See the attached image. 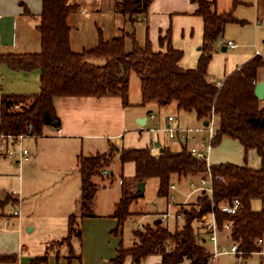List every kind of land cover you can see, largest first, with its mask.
<instances>
[{"label":"trees","instance_id":"16d2710c","mask_svg":"<svg viewBox=\"0 0 264 264\" xmlns=\"http://www.w3.org/2000/svg\"><path fill=\"white\" fill-rule=\"evenodd\" d=\"M41 1L42 11L38 17L33 18L25 12L35 20V28L41 35V51L0 54V65L12 70L29 72L39 69V90L32 94L0 96V134L16 136L30 133L40 137L44 127L58 126L59 117L54 106L57 97L119 96L123 104L128 105L129 74L134 71L140 80L142 103L175 101L179 110L193 112L198 120L203 121L214 114L219 127L214 145L221 137L227 136L236 140L245 152L254 150L261 160L259 168L229 161L212 163L213 176L220 175L221 179L213 180L211 194L200 192L189 209L180 210L183 225L170 230L157 218L152 225L134 229V244L124 248L120 243L112 264H122L126 256L138 264L153 253L161 255L158 264H181L184 259H188L189 264H208L211 252L202 243V235L195 223L201 222L202 215L211 209L219 227L225 219L232 220L228 241L238 242L237 247L245 251L244 255L259 251L255 241L264 235V209L253 210L251 201L262 200L264 196V108L259 107L254 93L256 71L264 66V59L253 57L220 85L208 73L215 41L227 22L236 21L231 12H216L212 8L213 1L191 0L197 4L194 13L203 19V42L196 67L183 68L179 64L182 51L171 45L169 31L159 38L161 45L167 40L165 51L153 50L147 33L142 42L136 36L138 18L147 14L151 0H116L115 10L125 18L130 31L126 26L119 27L110 40H103L99 31L98 43L79 52L71 49V28L67 23L68 16L77 8L76 4L67 0ZM127 41L130 43L128 47ZM17 104H21L18 110L13 109ZM116 155L120 163L134 162L135 183L157 178V194L160 196L169 195V186L174 180L205 173L204 162L192 157L186 146L179 150L160 146L159 152L152 154L145 147L118 149L111 145L103 153L80 155L78 172L82 216L92 215L88 203L95 189L93 176H101ZM134 192L127 191L122 181V194L110 214L117 219L119 226L132 214L129 205L140 196H134ZM234 198L241 202L239 209L234 214L223 212L221 203H231ZM8 199H0V209ZM73 236L81 237V231L76 216L70 214L67 235L49 242L43 254L25 264L46 263L48 249L65 243L70 246ZM167 242L172 244V248L164 252ZM0 263H17L16 256L0 255Z\"/></svg>","mask_w":264,"mask_h":264},{"label":"crops","instance_id":"0c3cea01","mask_svg":"<svg viewBox=\"0 0 264 264\" xmlns=\"http://www.w3.org/2000/svg\"><path fill=\"white\" fill-rule=\"evenodd\" d=\"M209 1H213L212 8L216 12L230 11L236 19V21L226 23L222 34L215 41L212 58L208 65L209 76L220 85L227 76L253 57L259 56L264 59V27L262 25L264 22V0ZM196 8L197 4L191 0H151L147 14L138 18L136 36L137 38L139 36L140 42H142L145 33H147L153 50L165 51L167 40L161 45L159 38L165 36L169 31L171 45L182 51V57L179 60L180 66L195 68L203 42V19L194 13ZM41 11V0H0V54H29L41 51V35L35 28L33 19L38 17ZM25 12H28L33 18L27 16ZM114 12L115 15L120 16V24L116 27L117 31V28L126 26L127 22L123 16L116 12L115 7ZM228 40H231L234 46L228 45ZM95 61L100 62L101 60ZM32 72L33 74H31ZM131 72L129 74L128 105H124L119 96H63L55 98L54 106L59 117V125L54 128H59L60 131L56 133L52 126L44 127L39 143L35 136L23 138V147H25L23 141L26 138L35 139L34 151L27 148L31 152L28 159L19 160L17 155L6 153V147H17V144L11 139H0V143L4 146V149L0 150V199L9 198L0 209V213H2L0 218V255H14L17 260V263L0 264H25L35 256L43 254L49 242L60 240L67 235L70 214L76 216L81 237L73 236L70 246L66 243L61 245H66L68 254H59L61 246L48 249L47 262L44 264H75V262L84 264L86 261L85 245L88 244L93 248L96 244L102 246V250L96 253L98 256L96 264H112L111 260L117 255V248L122 241H118L117 235L112 237L111 233L117 234L118 231L122 233L121 227L126 220L122 226H119L117 219L111 217L110 214L122 194V181L127 191L136 189L137 183L133 180L135 165L133 161L120 163L116 158L117 160L113 159L112 164L103 171L101 176H93L92 179L95 183L93 197L97 194L100 186H105L102 181L103 177L109 174L113 175L114 171H117L120 178V194L112 205L113 209L107 213L94 211V206L98 204V200L95 199L88 203L89 212L92 215L82 216L78 172L79 156L106 152L111 145L118 149L147 148L153 134L150 128L164 127L169 115L173 117L172 123L175 126H183L173 114L164 112V108L169 103L160 104L156 101L142 103L140 80L132 88L130 84ZM39 75V69L29 72L15 71L5 65H0V96L3 94L36 93L35 90L37 88L39 90ZM5 76L12 77L14 81L6 83ZM15 81H18V89L12 87V83ZM31 81H34L35 85ZM256 81L264 82V66L257 69ZM258 100L259 107L264 108V97ZM177 110L179 111V109ZM151 114H154V118L150 117ZM196 120L198 125L194 127L204 124L203 120L197 118ZM158 137L159 146L170 147V143H175L177 148L173 150L182 148L180 143L169 140L165 133L160 132ZM223 139L227 141L225 143L227 148L223 147L218 151L227 152V155L223 154L222 156L225 157H218L220 153H211L212 163L229 161L251 168L261 166L260 157L254 150L245 152L236 140L227 136L220 138L214 145L215 149L220 147ZM42 154L46 160L54 161L61 168L58 171L63 176L59 175V180L56 181V186L59 183L57 189L52 187L55 180H49L46 177H32L24 181V176L21 173L22 166L23 168L27 166L31 170L38 163L37 158H39V162L43 161ZM230 154L235 158L237 156L240 161L229 159L228 155ZM73 170H76L75 175L70 174V171ZM147 180L144 181L145 185ZM43 188H48V193L59 194L60 199L38 204L36 196ZM10 189L18 190L19 193L12 195ZM29 194H31V200H29ZM254 200L258 199L251 201V207ZM258 201L257 209H264V196L262 200ZM9 203L16 205L12 214L11 211L3 210ZM14 210H18V215L13 214ZM163 210H158L157 213L160 214ZM130 211L132 214L127 218H139L136 219V222L147 217L144 212L143 214L139 212L140 215L131 209ZM156 216L159 218L158 215ZM24 226H27V232L24 230ZM226 233L225 231L220 235L222 243L227 240ZM41 235L43 240H47L44 251H40L39 247L32 243V240L38 236L41 237ZM74 240L82 243L81 254L75 253ZM135 240L132 233V244L130 246L122 244V246L124 248L131 247ZM251 254L243 255L242 258L249 257ZM69 256L71 257L68 258ZM261 258L264 260L263 256ZM160 260L161 255L153 253L141 259L138 264H158ZM184 262L189 264L188 259H184L182 263ZM122 264L135 263L132 262L130 256H126ZM218 264H221V261Z\"/></svg>","mask_w":264,"mask_h":264},{"label":"rangeland","instance_id":"374dc122","mask_svg":"<svg viewBox=\"0 0 264 264\" xmlns=\"http://www.w3.org/2000/svg\"><path fill=\"white\" fill-rule=\"evenodd\" d=\"M69 3L76 4L77 8L74 10L68 17V25L71 28L70 32V45L71 49L73 51L79 52L83 49H87L90 47L95 46L99 41V31L101 33V37L103 40H110L114 35H116V27L120 24L119 18L120 16L115 15L114 12V4L116 0H67ZM126 29L130 31L129 25H126ZM138 40L140 41V37L138 36ZM130 43L127 41V47ZM132 75H130V84L132 85V88L135 87V84L138 83V77L134 72H131ZM33 74V72L31 73ZM14 81L12 77L5 76V82L11 83ZM17 82L15 81L12 83V87L17 88ZM32 84L34 81H31ZM30 82V83H31ZM35 85V83H34ZM131 87V86H130ZM18 89V88H17ZM36 89V88H35ZM38 91L35 90V92ZM154 101V100H152ZM156 101V100H155ZM157 103V101H156ZM21 104L14 105L12 108L15 110H18L19 106ZM177 106L175 101H170L169 105L164 108V112L171 113L175 117L178 118L180 124H182V127H194L198 125V122L196 120V116L193 112H184L182 110H177ZM201 127V126H200ZM202 136H207L206 133H203ZM41 140L40 137L36 138L37 143H39ZM227 141L224 139L220 143V147L216 148L213 145V148L211 149L210 153H220L218 157H225L222 156L223 154L227 155V152L224 151H218L221 148H225V143ZM23 145L28 148L30 151H34L35 149V139L34 138H26L23 141ZM170 147L172 149L177 148V144L170 143ZM227 148V147H226ZM229 159H233L236 161H240L239 158H236L233 155H228ZM118 156H115V160H117ZM33 160V159H32ZM36 160V159H35ZM38 163L34 165L31 170L29 167L25 166L21 169V173L24 176V181L29 180L32 177H46L49 180H55L53 182L52 187H59V183L56 186V181L59 180L60 172L58 170H61V168L52 160H46L43 157L42 154V162H39V158H37ZM36 162V161H35ZM65 168V167H64ZM76 170L70 171L71 175H75ZM62 175V174H61ZM60 175V176H61ZM205 174H196V175H189L187 177H181L179 180H174V183L176 185V190L174 191V200H169L168 196L161 197L157 194L158 189V179L157 178H149L146 182L145 189L142 195H140L135 201L130 204V209L138 214H147V217H144L140 219L139 222H136V217L127 218L124 222V225L121 227L122 233L117 232L111 233V236H118V241H122V244L125 246H130L132 244V229L138 228L142 229L146 224H151L152 222L157 219L156 215H160L161 213H164L166 210H168V218L165 221H162V224L169 228L170 230H174L175 228H180L183 225L184 218L182 212L180 210L182 209H189L196 200L197 195H199L201 190L200 187L207 186L208 183H203L202 179ZM63 176V175H62ZM61 176V177H62ZM73 178V177H71ZM176 178V176H175ZM117 171H114L113 175L109 174L108 176H104L102 181L105 186H100V188L97 191V194L95 197H92L91 200H98V204L94 206V211L96 213H107L109 210H112L113 203L118 199V196L120 194V180ZM100 180V178H99ZM178 183V184H177ZM56 188V189H57ZM54 189V190H56ZM48 188H43L42 191L37 194L36 201L38 204H41L45 201H57L60 199L59 194L51 192L48 193ZM136 189H133L135 191ZM53 191V190H52ZM58 192V191H57ZM31 194L28 195L30 197ZM33 199V198H32ZM31 200V197L30 199ZM34 200V199H33ZM259 200V199H258ZM254 200L252 203V209H257L259 206V201ZM16 207L15 204L12 205V203H9L3 210L11 211ZM93 209V208H92ZM164 209L160 214L157 213L158 210ZM260 209V208H259ZM258 210V209H257ZM140 212V213H139ZM40 214V212H39ZM140 214V215H141ZM129 217V216H128ZM139 223V226L137 227V224ZM197 227V231L200 235L205 237V233L203 230V224L202 222L195 223ZM201 225V226H200ZM24 230L27 232V226H24ZM222 231V229H221ZM225 231H222V233ZM226 238L228 240V231H226ZM35 234V233H34ZM38 235V234H37ZM34 236V235H33ZM264 238V235L261 236ZM47 238V236H46ZM42 237H36L34 240H32L33 244H35L40 251L45 250V243L47 244V240H43ZM110 239V238H109ZM223 242V245H227L229 241ZM112 242V241H111ZM202 243L205 245V247L209 248V245L207 242ZM106 245V244H105ZM104 245V246H105ZM82 243H78L76 240H74V251L75 253H80L82 249ZM264 246V244H263ZM262 246V248H263ZM102 250V246L100 244H96L93 248L92 245H85V256L86 261L84 264H96L98 260V256L96 255L97 251L100 252ZM258 252V251H257ZM68 254V248L66 245H63L59 248V254ZM81 254V253H80ZM105 259V258H104ZM221 261V264H264V260L261 258V256L258 253L251 254L249 257L244 258H238L235 255H221L218 257L217 262ZM66 264V263H64ZM75 264H78V262H75ZM83 264V263H82ZM182 264H185L182 263Z\"/></svg>","mask_w":264,"mask_h":264},{"label":"built area","instance_id":"2783aa9c","mask_svg":"<svg viewBox=\"0 0 264 264\" xmlns=\"http://www.w3.org/2000/svg\"><path fill=\"white\" fill-rule=\"evenodd\" d=\"M264 27V22L262 23ZM228 45L234 46L231 40L227 41ZM151 118H154V114L150 115ZM173 117L169 115L167 117L165 126L162 128L152 127L150 131L153 133L149 144L147 145V149L152 154H157L159 152V137L158 134L160 132L165 133L169 140L176 141L180 143L182 146H186L189 154L204 162L205 165V175L202 179L203 183H208L207 186L200 187L201 190L206 191L208 194H211L213 191L212 183L214 179H221L220 175L213 176L211 171V149L213 148L215 137L219 133L218 120L216 119L214 114H211L209 119L207 120V125H202L201 127H180L175 126L172 123ZM56 127V126H55ZM54 128V126H52ZM56 133H59V128H54ZM203 133H206L207 136H202ZM32 136L30 133L18 134L16 136L11 135H3L0 134V139L7 138L11 139L13 142L17 144V147H6L5 151L11 155H17L19 160H26L30 157L31 152L22 146V140L25 137ZM4 149V146L0 143V150ZM170 193L168 195L169 200H174V191L176 190V185L172 182L169 186ZM10 194H18V190L10 189ZM241 202L238 198H234L231 203L223 202L220 205V208L223 212L228 214H234L240 207ZM18 210H14L13 214L18 215ZM168 210L159 215V219L161 221H165L168 218ZM201 222L203 224V230L205 233V237H203V242H207L209 245L210 256L208 259V264H218L217 259L221 255H235L238 258H242L245 254V251L238 249V242L229 241L227 245H223L220 241V235L222 231H230L232 227V220L225 219L221 226L216 220L215 213L213 209L207 214L202 215ZM222 229V231H221ZM256 245L260 247L258 253L260 256L264 257V249L262 248L264 244V238L259 237L256 239ZM205 244V243H204ZM172 248V244L170 242L165 243L163 247L164 252H168Z\"/></svg>","mask_w":264,"mask_h":264},{"label":"water","instance_id":"95a60500","mask_svg":"<svg viewBox=\"0 0 264 264\" xmlns=\"http://www.w3.org/2000/svg\"><path fill=\"white\" fill-rule=\"evenodd\" d=\"M254 93L258 99H262L264 97V82H262V81L256 82V84L254 86ZM207 124H208V122L204 121L203 125H207ZM144 189H145V182L144 181L138 182L137 186H136V190L133 193L134 196L137 194L142 195L144 192Z\"/></svg>","mask_w":264,"mask_h":264}]
</instances>
